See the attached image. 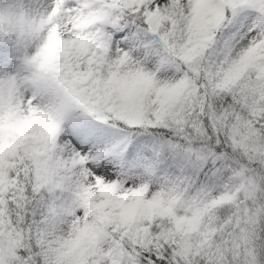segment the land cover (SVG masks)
<instances>
[{"label":"snow or ice","instance_id":"6c2138e0","mask_svg":"<svg viewBox=\"0 0 264 264\" xmlns=\"http://www.w3.org/2000/svg\"><path fill=\"white\" fill-rule=\"evenodd\" d=\"M0 264H264V0H0Z\"/></svg>","mask_w":264,"mask_h":264}]
</instances>
